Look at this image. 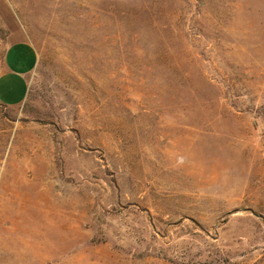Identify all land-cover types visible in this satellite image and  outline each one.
<instances>
[{"label": "rangeland", "instance_id": "374dc122", "mask_svg": "<svg viewBox=\"0 0 264 264\" xmlns=\"http://www.w3.org/2000/svg\"><path fill=\"white\" fill-rule=\"evenodd\" d=\"M18 41L0 264H264V0H0Z\"/></svg>", "mask_w": 264, "mask_h": 264}, {"label": "crops", "instance_id": "0c3cea01", "mask_svg": "<svg viewBox=\"0 0 264 264\" xmlns=\"http://www.w3.org/2000/svg\"><path fill=\"white\" fill-rule=\"evenodd\" d=\"M37 63V52L30 43L18 41L7 48L0 73L1 104L16 106L25 99L29 79Z\"/></svg>", "mask_w": 264, "mask_h": 264}]
</instances>
